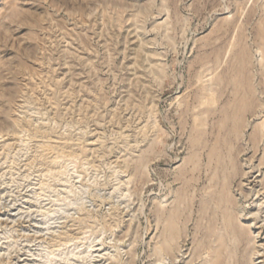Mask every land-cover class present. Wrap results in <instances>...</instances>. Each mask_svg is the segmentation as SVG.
Segmentation results:
<instances>
[{"label":"rangeland","instance_id":"obj_1","mask_svg":"<svg viewBox=\"0 0 264 264\" xmlns=\"http://www.w3.org/2000/svg\"><path fill=\"white\" fill-rule=\"evenodd\" d=\"M0 264H264V0H0Z\"/></svg>","mask_w":264,"mask_h":264}]
</instances>
